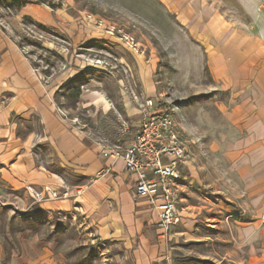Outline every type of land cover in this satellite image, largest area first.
<instances>
[{
    "label": "rangeland",
    "instance_id": "rangeland-1",
    "mask_svg": "<svg viewBox=\"0 0 264 264\" xmlns=\"http://www.w3.org/2000/svg\"><path fill=\"white\" fill-rule=\"evenodd\" d=\"M205 1L225 16L226 31L218 36L205 31L209 22L183 20L162 0L0 3V28L14 34L44 80L55 81L62 116L104 152L130 140L146 98L170 110L188 150L178 179L181 219L162 239L164 256L152 264H264L263 132L255 139L254 196L239 165L251 150L247 140L254 141L251 117L264 110V0ZM226 47V63L239 51L242 67H253L242 68L249 76L243 83L235 84L234 70L224 67L219 52ZM50 168L61 190L77 195L84 180L54 162ZM65 196L14 187L0 173V264H136L85 204L42 205ZM251 225L256 237L244 241L241 227Z\"/></svg>",
    "mask_w": 264,
    "mask_h": 264
},
{
    "label": "crops",
    "instance_id": "crops-1",
    "mask_svg": "<svg viewBox=\"0 0 264 264\" xmlns=\"http://www.w3.org/2000/svg\"><path fill=\"white\" fill-rule=\"evenodd\" d=\"M174 14L183 20L209 22L205 27L211 36H218L225 16L214 2L204 0H162ZM218 22V26H214ZM224 26V25H223ZM235 48V47H234ZM230 48H223L222 56ZM236 49V48H235ZM211 53V52H210ZM241 54L234 51L233 59L224 67L233 71L235 84L249 78L242 68ZM239 57V58H238ZM232 60V61H231ZM214 65L218 64L214 60ZM55 81H47L35 69L32 61L20 48L14 34L0 28V173L14 187L31 186L49 188L66 195L56 199L48 197L42 205L69 209L73 202L85 204L92 212L99 229H104L114 240L122 241L132 253L136 264L158 263L164 256L163 232L158 211L145 197L134 198L131 188L137 176L126 171L123 158L103 153V146L90 140L73 121L62 116L56 101ZM254 114V113H252ZM256 114V115H255ZM251 117V134L245 145H250L248 156L241 158L240 175L246 190L253 195L258 186L257 136L264 135V110ZM37 128H23L22 124ZM256 123V124H255ZM264 137V136H263ZM242 146L243 143H239ZM48 152V154H46ZM50 155L52 158H47ZM70 168L84 180L74 197L70 189L61 190L60 177L50 168ZM249 168L244 171L243 168ZM179 184V181H178ZM180 186V184H179ZM52 193V192H50ZM58 194V193H57ZM72 194V195H71ZM250 198L251 196L248 195ZM179 206V203H178ZM244 241L256 237L257 225L241 227ZM255 233V234H254ZM247 239V240H246ZM252 243V241H249Z\"/></svg>",
    "mask_w": 264,
    "mask_h": 264
},
{
    "label": "built area",
    "instance_id": "built-area-1",
    "mask_svg": "<svg viewBox=\"0 0 264 264\" xmlns=\"http://www.w3.org/2000/svg\"><path fill=\"white\" fill-rule=\"evenodd\" d=\"M58 111L62 110L58 108ZM129 129L130 140L107 152L116 158H123L127 173L137 176L131 188L132 195L150 200L158 211L163 230L160 236L165 237L181 219L178 179L188 151L186 143L170 110L160 107L158 99L154 97L144 100L139 109V118Z\"/></svg>",
    "mask_w": 264,
    "mask_h": 264
},
{
    "label": "trees",
    "instance_id": "trees-1",
    "mask_svg": "<svg viewBox=\"0 0 264 264\" xmlns=\"http://www.w3.org/2000/svg\"><path fill=\"white\" fill-rule=\"evenodd\" d=\"M6 1L7 0H0V3L4 4L6 7L8 6V7H17V8H21L24 5L20 2V0H11L12 4H8Z\"/></svg>",
    "mask_w": 264,
    "mask_h": 264
}]
</instances>
